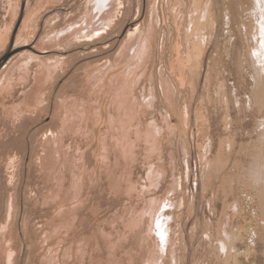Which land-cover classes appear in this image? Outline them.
<instances>
[{
	"label": "rangeland",
	"instance_id": "rangeland-1",
	"mask_svg": "<svg viewBox=\"0 0 264 264\" xmlns=\"http://www.w3.org/2000/svg\"><path fill=\"white\" fill-rule=\"evenodd\" d=\"M109 1L0 0V264H264V0Z\"/></svg>",
	"mask_w": 264,
	"mask_h": 264
},
{
	"label": "bare ground",
	"instance_id": "bare-ground-1",
	"mask_svg": "<svg viewBox=\"0 0 264 264\" xmlns=\"http://www.w3.org/2000/svg\"><path fill=\"white\" fill-rule=\"evenodd\" d=\"M96 3H98V4H96ZM110 5V1L109 0H96V2H95V7H98L99 8V10H101L102 9V11L104 12L105 11V8H107L108 6ZM98 13H99V11H97ZM102 12V13H103ZM103 23H106L105 21L103 22ZM100 29V28H99ZM85 30V29H84ZM101 30V29H100ZM98 31V30H97ZM59 34V33H58ZM87 34V33H86ZM85 37V36H84ZM81 38V37H80ZM137 43V42H136ZM138 46V45H137ZM130 49V48H129ZM136 50H137V48H135ZM139 50H135V51H133V54H134V52H137L136 54H138V53H141V49L140 48H138ZM128 51V50H127ZM132 54V55H133ZM141 62V61H140ZM255 68H256V70H259V71H261L260 70V68L259 67H256L255 66ZM263 165V164H262ZM259 166H260V164H259ZM260 168V170H262L261 169V167H259ZM263 169H264V165H263V167H262ZM259 170V171H260ZM258 175V174H257ZM260 175V174H259ZM258 177H261V176H258ZM258 177H255L254 179H256L257 180V178ZM259 181V183H260V179L258 180ZM258 181H257V183H258ZM256 183V184H257ZM258 183V184H259ZM260 185H261V183H260ZM263 185V184H262ZM259 198H260V200L261 201H264V186H261V188H260V190H259Z\"/></svg>",
	"mask_w": 264,
	"mask_h": 264
},
{
	"label": "water",
	"instance_id": "water-1",
	"mask_svg": "<svg viewBox=\"0 0 264 264\" xmlns=\"http://www.w3.org/2000/svg\"><path fill=\"white\" fill-rule=\"evenodd\" d=\"M2 65V62L0 63V66Z\"/></svg>",
	"mask_w": 264,
	"mask_h": 264
}]
</instances>
